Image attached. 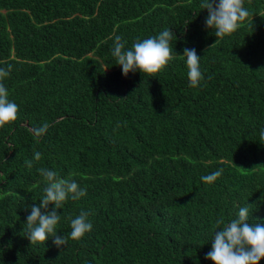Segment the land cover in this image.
Returning <instances> with one entry per match:
<instances>
[{
    "label": "trees",
    "instance_id": "trees-1",
    "mask_svg": "<svg viewBox=\"0 0 264 264\" xmlns=\"http://www.w3.org/2000/svg\"><path fill=\"white\" fill-rule=\"evenodd\" d=\"M244 6L221 39L202 0H0V67L19 105L0 127V264H214L218 219L247 206L250 222L264 220V0ZM166 28L177 37L168 64L125 77L115 36L130 48ZM185 48L201 58L197 87ZM41 168L87 189L58 210L65 246L27 237ZM82 211L93 230L73 240Z\"/></svg>",
    "mask_w": 264,
    "mask_h": 264
},
{
    "label": "clouds",
    "instance_id": "clouds-1",
    "mask_svg": "<svg viewBox=\"0 0 264 264\" xmlns=\"http://www.w3.org/2000/svg\"><path fill=\"white\" fill-rule=\"evenodd\" d=\"M202 8L207 9L205 20L207 28L213 29L217 38H224L235 32L242 21L249 15L244 6V0H202ZM177 37L169 28L144 39H138L130 48L122 36H115L112 45V56L116 64L121 66L122 74L127 77L130 72L145 74L158 73L172 58L171 41ZM183 56L187 66L189 87H197L203 79L200 67L201 58L194 48H185ZM9 71L0 67V127L14 122L18 118L19 105L9 99V92L3 80ZM47 125L40 129L43 133ZM260 140H264V127L259 130ZM41 153H34V160L39 161ZM28 168L32 167V160L25 161ZM41 175L47 180L41 203L32 205L27 215V237L31 244H38L54 237L53 243L57 247L65 246L67 240L57 234L63 204L69 199L76 201L87 195V189L82 188L75 180L61 179L53 170L41 168ZM223 173L219 169L201 177L204 183H214ZM50 205L52 206L50 209ZM87 212H81L70 219L73 240L82 239L85 234L93 230V224L88 219ZM249 207H239L234 217L228 222L223 218L216 221V231L213 233L211 249L205 259L214 264H260L264 259V220L250 222Z\"/></svg>",
    "mask_w": 264,
    "mask_h": 264
}]
</instances>
